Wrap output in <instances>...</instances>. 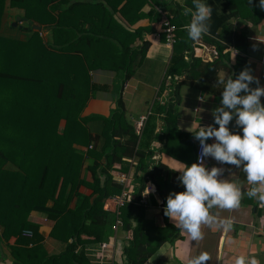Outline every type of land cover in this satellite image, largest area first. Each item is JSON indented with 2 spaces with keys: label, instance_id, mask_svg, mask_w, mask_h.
<instances>
[{
  "label": "trees",
  "instance_id": "trees-1",
  "mask_svg": "<svg viewBox=\"0 0 264 264\" xmlns=\"http://www.w3.org/2000/svg\"><path fill=\"white\" fill-rule=\"evenodd\" d=\"M204 2L213 13L201 39L217 48L213 61L202 59L203 45L184 30L191 16L183 9L193 7L192 0H0V243L9 246L12 264H90L86 246L112 242L117 233L116 214L105 209L106 200L123 190L133 192L129 180L112 175L129 170L125 156L137 158L136 172L159 186L157 169L151 170L138 150L139 133L122 98L106 118L89 119L83 110L95 89L93 72L108 70L124 82L130 79L151 44L149 37L167 19L176 26L167 78L184 76L179 83L170 81L173 92L179 94L182 82L216 80L230 64L226 50H247L248 29L263 22L264 10L259 0ZM146 4L151 5L148 14ZM9 10L26 19L25 25L32 23L26 40L4 35ZM145 15L150 24L133 29ZM35 24L42 29L32 28ZM43 29L52 32V40L43 37ZM237 61L247 67L245 58ZM239 73L237 68L231 77ZM171 114L169 106L168 127L180 132ZM142 189L122 208L128 242L124 264H146L165 241L181 238L165 214V227L146 218ZM33 211L53 222L50 237L60 243L58 253L44 244L40 224L31 220ZM25 230L33 235L25 236Z\"/></svg>",
  "mask_w": 264,
  "mask_h": 264
},
{
  "label": "crops",
  "instance_id": "crops-1",
  "mask_svg": "<svg viewBox=\"0 0 264 264\" xmlns=\"http://www.w3.org/2000/svg\"><path fill=\"white\" fill-rule=\"evenodd\" d=\"M150 8L151 5L146 4L145 13L148 14ZM9 14H14V12L9 10L4 18V35L26 40L30 36L28 25H24V21L21 22L22 25L11 26L10 23L16 22L17 19L14 16L10 19ZM149 20V16H142L132 28L147 26L150 24ZM8 22L9 27H6ZM42 31L46 40L53 39L49 29ZM149 38L151 44L146 55L139 56L138 64L130 79L124 82L117 77L115 72L108 70L93 72L95 89L83 114L90 111L95 115L109 117L117 107L119 98H122L126 117L135 131L139 133L138 150L144 153L149 168L157 169L159 186L157 182L144 181L143 174L136 172L138 159L130 156L124 157L126 163L130 165L129 170L127 172L114 170L112 175L114 178H121L122 174H127L133 186V194L138 192L142 186L144 190L148 186H154L155 191L149 193V202L145 205L146 218L159 227H165L166 219L163 211L168 195L172 192L185 191L178 180L181 173L173 170L197 162L196 151L199 140L195 139L194 134L188 129L192 127L190 130L195 132L199 125L202 127L213 125L212 110L221 106L223 86L217 84V79L232 76L237 68L240 72L244 70L243 66L237 65V60L245 58L247 68L259 79L260 85L264 86V20L259 25L249 27L246 51L240 53L233 48L226 50L230 53L228 62L230 64L227 68L220 70L216 80L206 83L196 81L195 84L182 82L178 95L173 92L175 90L171 84L173 80L167 78L173 47L161 41L155 34ZM198 42L204 44L201 50V57L204 61H213L218 57V50L214 45L204 43L202 39ZM138 44L139 42L136 43ZM183 78L184 76L178 81L181 82ZM256 86L255 83L252 85V87ZM261 99L264 102V97ZM169 106L172 111L170 118L176 122L180 132L174 127L170 129L168 127ZM142 117H146V120L142 130L139 131ZM215 127L219 126L215 125ZM229 128L233 132L243 134L242 128L236 127L235 119L230 122ZM214 142V138L208 140V143ZM204 163L209 169L213 166L225 169L220 179L238 178L243 188L248 187L242 167L220 164L211 157L205 158ZM213 212L217 215L218 221L231 219V229L225 231L219 223L213 226L205 225L202 229L204 239L197 242L192 241L188 233L182 232L175 222L168 218L169 222L179 231L181 238L175 242L165 241L146 264H188L190 258L198 256L201 252L210 254L211 260L208 264H234V259L240 255L254 256L260 264H264V208H261L256 200L249 199L245 195L239 208L231 211L214 209ZM31 220L40 224V232L44 236V244L49 252L58 253L61 245L50 237L53 222L38 211L31 213ZM127 245L126 232L121 227L112 242L88 244L85 253L90 264H124V248ZM0 264H12L11 250L5 242L0 243Z\"/></svg>",
  "mask_w": 264,
  "mask_h": 264
},
{
  "label": "clouds",
  "instance_id": "clouds-1",
  "mask_svg": "<svg viewBox=\"0 0 264 264\" xmlns=\"http://www.w3.org/2000/svg\"><path fill=\"white\" fill-rule=\"evenodd\" d=\"M192 4L193 7L183 9V15L191 16L184 30L191 41L198 42L210 30L213 9L204 0H192ZM258 7L264 10V0H259ZM18 21L24 22L21 19ZM254 83L256 87H252ZM217 84L222 85L223 90L221 106L212 110L214 124L206 127L199 125L195 132L190 130L192 127L188 129L201 145L198 162L173 170L181 173L178 180L185 191L170 193L164 209L165 216L197 242L204 239L202 229L205 225L219 223L225 231L231 229L232 220L218 221L214 209H237L245 195L264 208V102L261 99L264 97V86L247 67L236 78L219 77ZM234 119L236 127L242 128V135L229 128ZM210 138H214L215 142L208 143ZM208 157L220 164L242 167L248 187L243 188L238 178L220 179L225 169L207 168L204 161ZM148 194L149 189L144 195ZM210 260L208 252H201L190 258L188 264H208ZM234 264L260 262L254 256L240 255L234 259Z\"/></svg>",
  "mask_w": 264,
  "mask_h": 264
},
{
  "label": "built area",
  "instance_id": "built-area-1",
  "mask_svg": "<svg viewBox=\"0 0 264 264\" xmlns=\"http://www.w3.org/2000/svg\"><path fill=\"white\" fill-rule=\"evenodd\" d=\"M175 30H176V26L175 25H171L169 20L167 19L164 22V26L155 35H156L157 38L161 39L162 34H166V41H165L166 44L171 46V47H173V45L175 43V37H174ZM198 43H200V42H198ZM200 44L204 46L203 43H200ZM215 54L217 55L216 51H215ZM186 58H188L187 55H186ZM145 120H146V117H142V119L140 121V127L141 128L139 129V131L142 130V127L144 126ZM200 152H201V145H200V142H198V145H197V159H196L197 162H198V156H199ZM115 179L119 180V181H122V182H125V183L128 181L127 174H122L121 178L116 177ZM147 189H149V193L151 191H155V187L154 186H148ZM147 189H145L143 191L144 194L147 193ZM148 195L145 196V195L142 194L140 203H143L144 205L148 204V202H149ZM132 200H134L133 193L129 192L127 190H123L121 194L113 196V197H109L106 200L105 209L116 214V224H115L116 231H118L120 229V227L123 226V221L121 219L122 208L127 203L132 201ZM137 204H138V202H137ZM24 235L28 236V237H31L33 235V232L31 230H25L24 231Z\"/></svg>",
  "mask_w": 264,
  "mask_h": 264
},
{
  "label": "water",
  "instance_id": "water-1",
  "mask_svg": "<svg viewBox=\"0 0 264 264\" xmlns=\"http://www.w3.org/2000/svg\"><path fill=\"white\" fill-rule=\"evenodd\" d=\"M20 19H21L20 16H18V17H17V21L20 20ZM17 21L14 22V23H12V25H13V26H17V25H18ZM23 21H27V20L24 19ZM28 24H29V25H28V27H29L32 23H31V22H28ZM32 28H34V29H36V30H41L42 26H40V25H36V24H35V25H32Z\"/></svg>",
  "mask_w": 264,
  "mask_h": 264
},
{
  "label": "rangeland",
  "instance_id": "rangeland-1",
  "mask_svg": "<svg viewBox=\"0 0 264 264\" xmlns=\"http://www.w3.org/2000/svg\"><path fill=\"white\" fill-rule=\"evenodd\" d=\"M10 15V19L14 16V14H9ZM15 19H17V17L15 18ZM15 21H12V23H14ZM24 25H25V22L23 23ZM6 27H9V22L7 23V26ZM20 31H22V30H20ZM85 117H87V118H93L94 116H95V113H90V111H89V113H85V114H83Z\"/></svg>",
  "mask_w": 264,
  "mask_h": 264
}]
</instances>
